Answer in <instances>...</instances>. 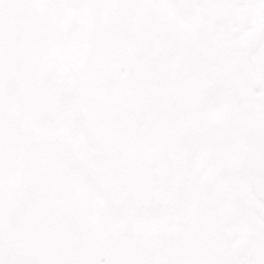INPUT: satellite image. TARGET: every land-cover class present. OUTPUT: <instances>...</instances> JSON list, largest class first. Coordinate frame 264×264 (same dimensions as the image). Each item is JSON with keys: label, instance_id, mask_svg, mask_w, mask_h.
<instances>
[{"label": "snow or ice", "instance_id": "6c2138e0", "mask_svg": "<svg viewBox=\"0 0 264 264\" xmlns=\"http://www.w3.org/2000/svg\"><path fill=\"white\" fill-rule=\"evenodd\" d=\"M0 264H264V0H0Z\"/></svg>", "mask_w": 264, "mask_h": 264}]
</instances>
